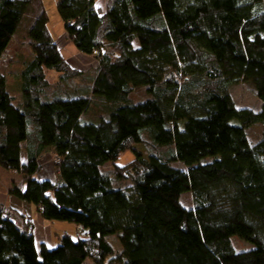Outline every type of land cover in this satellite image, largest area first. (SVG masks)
<instances>
[{"label":"trees","instance_id":"obj_1","mask_svg":"<svg viewBox=\"0 0 264 264\" xmlns=\"http://www.w3.org/2000/svg\"><path fill=\"white\" fill-rule=\"evenodd\" d=\"M105 4L56 3L68 43L96 63L90 74L68 65L45 0H0V61L38 8L16 95L0 74V168L24 179L9 194L82 232L38 247L30 218L0 206V264H264V132L256 145L246 133L264 126V0ZM237 84L260 111L236 106ZM138 89L146 100L132 101ZM94 107L104 116L86 120ZM46 155L53 180L38 178ZM233 237L253 249L235 252Z\"/></svg>","mask_w":264,"mask_h":264},{"label":"rangeland","instance_id":"obj_2","mask_svg":"<svg viewBox=\"0 0 264 264\" xmlns=\"http://www.w3.org/2000/svg\"><path fill=\"white\" fill-rule=\"evenodd\" d=\"M56 3L57 0H45V6L47 9V14L49 17V30L58 44L60 50L63 53L64 58L66 59L68 65L71 69L80 72H86L92 74L91 71H94L96 68V63L94 62V66H91L92 58L85 57L79 54L72 45H70L67 41L65 33L62 29V23L60 18L58 17L56 11ZM106 0H98V4H100V8H104L106 6ZM27 16L24 18L23 23L19 29L18 34L13 39L6 55L0 61V73L4 74L7 79V86L9 91L16 95L17 90V75L20 72L22 65H24L31 58V48L29 47V41L27 39V30L30 25V22L34 16L35 11H38V8L33 11L31 9ZM46 76L48 81L51 83H57L59 80V75L55 72H46ZM80 78L78 79L79 82ZM58 85V84H56ZM16 88V90H15ZM15 90V91H14ZM18 93V92H17ZM231 96L239 109H248L254 112L260 111L262 104L257 99V96L254 90L246 84H237L230 87ZM148 98L144 89L135 90L131 99L134 102L144 101ZM99 107L93 108L90 113H88L85 117L86 120L96 121L101 116H104V113ZM264 132V126L260 124H256L247 130V138L251 145H256ZM133 150H135L138 154H140L144 159H147L146 146H133ZM148 151V150H147ZM166 151L165 149H161L160 152ZM133 159V155L131 153H127L123 155L117 162L118 165L123 166L126 165ZM55 159L49 155H46L41 160L42 170L39 174V177L44 176L50 179H55ZM175 167L184 169L180 163L174 164ZM103 171L112 172V165L107 164L103 167ZM8 178L5 180L6 182L9 180V176L17 175L13 173H9ZM18 176V175H17ZM14 177V176H13ZM22 185V183L20 184ZM115 186L117 187H128V181H120L115 182ZM2 187H0V191ZM15 200L19 202L16 198ZM181 204L185 208H192V196L190 194H184L181 197ZM23 210L26 211L28 217L35 218V207L32 205H28L26 203L22 204ZM42 220V219H41ZM41 222V221H40ZM37 223V222H35ZM35 225V233L34 238L38 241L40 239L41 242H44L43 245L48 247L49 249L56 247L59 238L64 234H69L71 236L78 237L82 234L79 227H76L74 224H70L67 222H45V225ZM71 226V227H68ZM36 235V236H35ZM112 245H114L115 250L119 249L117 247V243L114 240H111ZM39 242H37L38 244ZM42 244V243H41ZM231 245L235 252H245L253 249V246L249 243H246L240 240L237 237L231 238ZM86 264H91L88 261Z\"/></svg>","mask_w":264,"mask_h":264},{"label":"crops","instance_id":"obj_3","mask_svg":"<svg viewBox=\"0 0 264 264\" xmlns=\"http://www.w3.org/2000/svg\"><path fill=\"white\" fill-rule=\"evenodd\" d=\"M57 2H58V0H57ZM62 29H63V25H62ZM12 43V42H11ZM11 43H10V45H11ZM9 45V46H10ZM8 49H9V47H8ZM8 49H7V51H8ZM89 61H91V66H94V62H93V60H90L89 59ZM0 74H2V73H0ZM2 75H4V74H2ZM5 76V75H4ZM40 174V173H39ZM14 176V177H13ZM13 176H9L10 178H9V180L6 182L5 180L8 178V174H7V171H5V170H3V169H1L0 168V187H2V191H0V206H3L5 209H10V210H13V211H15V212H18V213H20V214H23V215H25V216H27V213H26V211H24L23 210V206H22V204H23V202H20L18 199V201L19 202H17L16 200H15V198L14 197H12L10 194H9V192H10V190L12 189V187L13 186H17V187H21L22 185H20L21 183L23 184V182H24V179L22 178V177H20V176H17V175H13ZM38 178H40V179H48V180H52V179H50V178H47V177H45L44 178V176H41V177H39V175H38ZM35 217H36V221H35V218H33V217H29L30 218V220H31V223H32V226H33V234L35 233V230H36V228H35V225L34 224H36V225H38L39 223H40V225H45V221L42 219L41 220V217H40V215L38 214V212H37V210H36V208H35ZM41 221V222H40ZM35 222H37V223H35ZM68 227H71V226H68ZM36 236V235H35ZM35 242H36V245L39 247L40 245H43L44 244V242H41L40 241V239H39V241L35 238ZM37 242H39L38 244H37ZM42 243V244H41Z\"/></svg>","mask_w":264,"mask_h":264}]
</instances>
